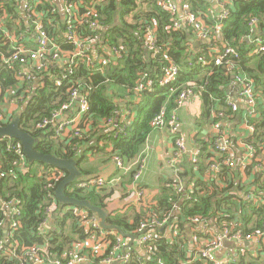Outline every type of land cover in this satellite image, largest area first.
Masks as SVG:
<instances>
[{"label":"trees","instance_id":"1","mask_svg":"<svg viewBox=\"0 0 264 264\" xmlns=\"http://www.w3.org/2000/svg\"><path fill=\"white\" fill-rule=\"evenodd\" d=\"M193 12H198L199 7L209 5L207 0H189ZM231 11L223 21L220 40L233 45L237 49V55L228 56L227 59L237 64L239 74H247L254 79L259 94V108L261 116L253 119L256 125V133L247 139L258 149L264 147V62L257 55H249L253 48L248 41H242V37L249 31V20L257 17L260 21L259 28L264 32V0H232ZM101 20L108 26L110 41L118 42L126 47V58L116 66H109L105 73H92L88 67L80 64L74 68V73L61 83H57V74L61 70L47 73H36L35 79L38 85L33 89L31 101L23 107L21 114L22 128L30 132L37 140L36 149L42 153L54 154L62 158H78L84 160L85 152L80 150L87 146L90 140L96 139L93 148L106 152V146H112L113 153L124 157L126 161L136 158L148 136L154 130L152 120L161 106L169 99L168 108L175 105V100L181 86L186 84L197 85V94L201 96L203 111L201 119L207 122L214 121L213 112L226 110L229 120L233 113L229 110L227 96L232 75H228L224 65H215L211 57L212 47L221 45V42H202L194 44V33L189 27L180 30L170 28L171 19L169 13L162 10L159 0H108L99 7ZM102 16L103 19H102ZM156 21V36L158 43L167 49L166 54L170 59L161 56L158 59L151 58L145 50L142 41L140 26L154 24ZM214 19L211 24L215 23ZM56 37V36H54ZM62 42L61 37H57ZM64 49L73 48L69 44L63 45ZM202 56L208 58L209 63L202 65L199 60ZM170 60L180 66L179 75L170 86L162 88L154 86L152 91H136L138 81L145 74L146 78L156 80L161 77L163 67ZM144 80V81H145ZM0 82L4 89L14 87L19 81L15 79L12 71L0 68ZM78 85L84 93L88 92L89 111L82 117L78 128L80 135L69 134L66 139L56 138V130L53 127L37 129L36 123L50 115V113L69 99V91ZM128 104L130 111H136L132 124L126 134L116 135L117 127H103V121L111 117H117L121 110V102ZM122 124L121 121L118 123ZM88 129V130H87ZM111 129V130H110ZM100 140H99V139ZM199 138V137H198ZM202 145V155L208 158L209 144L214 140L198 139ZM98 141L106 142L103 147ZM92 148V147H91ZM260 151V150H259ZM212 156V153H211ZM20 160L13 150L7 149L6 140L0 141V197L4 200L16 198L22 201L21 226L13 232L11 242L17 240L20 248L31 245H45L48 242V251L52 256L64 259L67 253L74 249V245L84 241L90 233L81 226L78 217L72 208H67L56 197L57 183L53 188V195L58 204L57 210L50 219V231L46 238L38 235V227L45 219L44 208L49 205L47 190L44 188L46 180L38 174L40 166L49 165L34 162L29 163L30 171L23 173L18 168ZM199 165V166H197ZM205 169L204 157L198 164L187 160L178 171V176L163 180L160 193L156 196V204L148 208H135L133 213H111L106 219L110 225L119 226L125 233L136 235L140 223L147 218L160 217L165 213L180 206L177 217L180 220L178 234L169 240L164 235L161 239L151 243V250L140 252L134 248L133 258L129 264H179L190 260L188 256L189 239L194 235L188 233V229L195 226L185 216H218L221 221L231 224L237 221L236 229L247 233L264 231V207L251 205L245 197L230 191L238 188L244 189L239 178L240 169L223 167L224 181L216 184L200 177ZM64 171V170H63ZM66 173V171H64ZM230 173V177H227ZM250 173L251 172H248ZM178 178L187 184L194 183V191L178 193L175 185ZM253 183L256 191L264 194V174L253 175ZM101 190L70 192L66 194L78 199H86L93 204L104 208L106 196ZM191 195V199L187 198ZM1 208V204H0ZM224 210V211H222ZM89 211V210H88ZM94 214L92 211H89ZM175 211H172L174 215ZM2 216V215H0ZM5 234L4 231L1 232ZM164 234V233H162ZM191 234V235H190ZM264 237V236H263ZM47 240V241H46ZM264 246V240L260 241ZM11 248V245H7ZM86 252V251H82ZM248 249L245 256L234 260V264H264L263 254ZM250 257L249 260L246 258ZM93 262H98L101 257H94ZM17 259L8 255L0 256V264H16ZM88 264V263H83ZM188 264H212L207 263L201 257L192 258Z\"/></svg>","mask_w":264,"mask_h":264},{"label":"built area","instance_id":"2","mask_svg":"<svg viewBox=\"0 0 264 264\" xmlns=\"http://www.w3.org/2000/svg\"><path fill=\"white\" fill-rule=\"evenodd\" d=\"M214 1L220 10L217 13L211 10V16L215 21L213 24L206 20L204 14L193 12L187 7L180 9L176 0H159V6L169 13L171 29L180 30L183 27H189L198 41L221 42V45L212 47L211 57L215 65L225 66L226 73L232 75L238 87L237 100H234L229 93L227 103L233 115L242 111L241 122L245 133L237 140L242 150V158L238 161L235 159L233 141L226 130L228 125L226 119L230 117L226 114V110L213 112L212 127L215 132L214 140L209 144L208 158L202 155L201 143H195L193 149L188 148L182 134L183 123L180 111L189 99L197 95V85L181 86L174 107L168 108L170 102L168 99L155 114L152 126L154 129L168 130L174 141L175 151L168 163L175 169L176 176H178V166H182L181 164L187 160L198 164L202 157L207 161L211 181L216 184L219 181L217 179L222 177L223 167L232 170L238 168L244 171L240 181L244 185L242 195L245 200L251 205L257 204V206L264 207L263 193L257 192L256 184L249 180H253V175L256 173L264 174V147L258 149L256 145L247 140L249 136L256 133L253 119L261 116L260 98L254 79L247 74H239L237 64L227 59L228 56L237 55V49L220 40L223 21L231 11V0ZM107 2L108 0H0V68L12 71L15 79L19 81L14 87L7 89H4L3 83L0 82V125H6L18 114L21 115L23 107L31 101L33 89L38 85L35 79L36 73L51 71L55 74L54 70H61L59 74H55L59 84L73 74L74 68L80 64L88 67L92 73L103 74L107 67L116 66L126 58L125 45L110 41L108 26L101 20L99 7ZM155 25L156 21L153 25L140 26L143 33V46L153 59L161 56L170 59L165 55L167 49L158 43ZM259 25V19L251 17L249 31L241 40L248 41L253 48L249 55L257 54L264 62V32H261ZM57 37L62 38L63 45L64 43L69 44L73 48H62V42H58ZM199 62L202 65L209 63L205 56H202ZM163 72L156 80H145L144 74L138 81L136 91L144 89L152 91L155 85L162 88L170 86L176 81L180 66L170 60V63L163 67ZM69 96L67 102L55 108L49 116L38 121L35 127L37 129L53 127L56 130V138L63 140L68 138L72 132L74 135H80L79 123L89 111L88 92H82L76 85L70 89ZM242 106L245 108L243 109ZM129 113V111L125 113L122 121L120 117L117 119L121 114L118 113L117 117L104 120L102 125L107 128L117 127L116 135L126 134L133 121V116L127 118ZM119 121L122 122L121 125L118 124ZM4 140L7 142V149L13 150L18 156L20 160L18 168L23 173L29 172L30 165L22 144L17 140L0 138V141ZM262 143L264 144V141ZM114 159L117 168L125 174L132 175L135 181L142 178L146 160L141 157V153L130 162L119 154H116ZM247 171L251 172L250 178ZM38 174L46 180L44 188L47 190L48 199L51 200L44 208L45 219L38 227V235L46 238L50 231V219L58 207L52 188L66 176V173L55 167L40 166ZM1 178L0 173V180ZM119 179L121 176L109 179L101 175L84 176L71 183L68 188L70 192L98 191ZM175 187L178 193H184V191H194L195 186L193 182L187 184L183 179L178 178ZM237 191L230 192L237 194ZM137 192L136 199L141 202L145 189L139 188ZM187 198L191 199V195H187ZM21 203L22 201L16 198L4 200L0 197V215H2L0 216V256L8 255L15 258L17 259L16 264H83L92 262L94 257H101L100 262L105 264H129L133 258L134 248L144 253L151 250V243L163 237L161 230L164 227L170 228L167 238H172V233L177 229L179 220L171 212L180 210V206H176L165 213L162 218L156 216L142 221L135 235L137 245L134 243L131 246L130 238H125L117 230H107L102 227L100 219L95 214L81 207L68 206L67 208L74 210L81 226L90 235L84 241L76 243L74 249H71L64 259H60L49 253L48 242L45 245L24 246L20 248V251L18 250L19 242L17 240L11 242L13 232L21 226ZM212 217L214 218L213 223L210 222ZM183 219L194 225H200L204 233L210 232L214 225L218 227L219 231L211 241L199 247L195 251V256H192V258L201 257L207 263L234 264L232 257L225 258L217 254L218 248L225 241L245 244L247 241L260 243L264 240V231L246 234L241 229H236L237 221L229 224L227 221H221L218 216L183 215ZM262 227L264 228V221ZM2 231L5 234H2ZM7 245H11V248ZM191 259L179 264H188Z\"/></svg>","mask_w":264,"mask_h":264},{"label":"crops","instance_id":"3","mask_svg":"<svg viewBox=\"0 0 264 264\" xmlns=\"http://www.w3.org/2000/svg\"><path fill=\"white\" fill-rule=\"evenodd\" d=\"M176 1L178 2L180 9H184L185 7H187L190 10H192L189 0H176ZM207 1L209 2V5L206 6L205 8L199 7L198 8L199 11L196 13L204 14L206 16V20L211 23V21L214 19V17L211 16L212 14L211 10L217 13L219 12L220 7L217 5V3H215L214 0H207ZM193 40L195 45H198L200 43V41H198L196 36H194ZM229 92L231 96L234 98V100H237L238 87L235 84L233 77H232V82L229 86ZM121 106L122 108L119 111V113L121 114L118 115L121 121L124 120L125 118L124 116L127 111L130 112L127 115V118H131L132 116L133 117L135 116L136 111L133 112L130 111L127 107L128 104L126 102L124 101L121 102ZM242 108L244 109L245 107L242 106ZM202 111H203L202 99L200 101L199 108L197 109L196 96L189 99V101H187V103L183 106V108L180 111V117L183 123L182 134L186 139L188 148L191 147L189 149H193L194 144L199 142L198 139L209 140L214 135L215 131L212 127V122H207L201 119ZM241 112L237 113L236 115H233L228 120V125L226 126V130L229 136H231L233 141L232 146H233V150L235 151V159L237 161L242 158V150L238 146L237 140L242 138L245 133L241 122ZM114 128L115 126H113L111 129ZM95 142L96 139L90 140L87 146H85L80 150V153L85 152L86 158L84 160L82 159L80 160L79 167L83 173L82 177L88 175L104 176L105 174L107 175V177L105 176L104 177L109 179V178L121 176V179L117 180L115 183L107 185L103 191V193L107 195L106 206L104 207V209L108 212V214L119 213V212L121 213L128 212L129 214H131L134 212L132 207H135L137 209L143 207L148 208L149 206L156 204V198H157L156 196L160 193V188L163 180L177 177L175 174V170H173L170 164L168 163L174 154L175 145L169 131L166 129L164 130L154 129L152 133L148 136L146 142L143 144L140 153H141V157H144V159L146 160V165L142 178L139 181H135L132 175L125 174L123 171L117 168L116 161L114 159V156L116 154L113 153L112 146L110 145L106 146V152L99 151V149L93 148ZM105 143L106 142L104 141H100V142L98 141V144L101 147H103ZM108 158H111L113 160V165H110L109 163L106 164ZM204 163H205L204 172L200 173L199 175L201 178L211 181L209 172L207 170V161L205 158H204ZM167 169L171 171L172 173L171 176H169L168 173L166 172ZM243 174L244 171H242L241 177ZM256 174L260 175L261 173H256ZM227 177H230V173ZM241 177L239 178V180H241ZM248 177H249V173H248ZM224 179L225 178L222 175L220 179H217L219 180L217 184H221L222 181H224ZM249 180L253 182V180L251 179ZM139 188L145 189V195L147 190L150 191L149 197L143 198L141 202L139 199L135 198L137 197L138 194L137 190ZM237 189L238 188L234 190L237 191ZM237 192L238 195H242L240 189ZM133 195H135V197ZM134 198L135 200H133ZM179 212H180L179 210L174 212L176 219L178 218L177 215ZM213 219H214L213 217L210 219L211 223L214 222ZM194 226L195 228L187 230L188 233H193L194 231V235L190 237L188 244L189 257L195 256L196 253L195 251L199 247L208 244L211 241V239L214 237V235L217 234L219 231L218 227L215 225L210 232H206V233L203 232V229L200 225L198 226L194 225ZM161 231L162 233H164V236L167 238V233H170V228L164 227V229H162ZM178 233H179L178 230L175 229V232L172 233L173 234L172 238L169 240H172L174 235H177ZM225 242L229 243L231 241H225ZM134 243L135 245H137V241H135ZM224 243L217 250L218 256L225 258L229 256L235 260L240 258V256H245L247 254L248 249H253L255 250L254 253L256 254L257 252L259 254L262 253L264 256V246H261L260 245L261 243H258L257 241H250L249 245L234 242L236 243L234 246L225 245ZM87 263L90 264L91 262H87ZM93 263L105 264V263H101L100 260L98 262H93Z\"/></svg>","mask_w":264,"mask_h":264},{"label":"water","instance_id":"4","mask_svg":"<svg viewBox=\"0 0 264 264\" xmlns=\"http://www.w3.org/2000/svg\"><path fill=\"white\" fill-rule=\"evenodd\" d=\"M118 118L119 116L117 119ZM21 119V115L18 114L10 123L6 125H0V138L19 141L22 144L26 158L30 163L40 162L66 171V176L59 182L56 188L55 194L57 199L65 206L81 207L92 211L100 219L102 227L107 230L114 229L119 231L125 238H130L131 246L134 245L136 236L125 233L119 226L108 224L106 221L108 212L104 208L93 204L89 200L78 199L66 194V189L68 186L83 176V173L79 167L80 159L62 158L54 154H46L38 151L36 149L38 140L30 132L22 128ZM249 243L250 241H247L245 244L249 245ZM224 244L234 246L236 243L225 242Z\"/></svg>","mask_w":264,"mask_h":264},{"label":"rangeland","instance_id":"5","mask_svg":"<svg viewBox=\"0 0 264 264\" xmlns=\"http://www.w3.org/2000/svg\"><path fill=\"white\" fill-rule=\"evenodd\" d=\"M196 101H197V109L199 108V105H200V101H201V97H200V95L199 94H197L196 95ZM197 113H198V111H197ZM110 164V165H113V160L111 159V158H108L107 159V161H106V164ZM173 170H175L173 167H171ZM178 168H179V170L181 169V166H178ZM166 172L168 173V175L169 176H171L172 175V173H171V171L170 170H166ZM176 174V173H175ZM89 176V175H88ZM104 176L105 177H107V175H105L104 174ZM149 195H150V191L149 190H147L146 191V195L144 196V198H148L149 197ZM134 197H135V195H133ZM136 198V197H135ZM135 198L133 199V200H135ZM132 200V199H131ZM247 260H249L250 259V257H247L246 258Z\"/></svg>","mask_w":264,"mask_h":264}]
</instances>
